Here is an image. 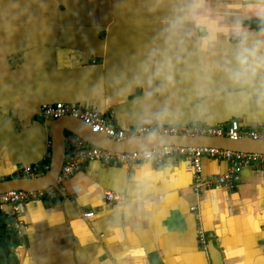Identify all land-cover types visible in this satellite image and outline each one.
<instances>
[{"label":"crops","instance_id":"crops-1","mask_svg":"<svg viewBox=\"0 0 264 264\" xmlns=\"http://www.w3.org/2000/svg\"><path fill=\"white\" fill-rule=\"evenodd\" d=\"M249 2L207 0V8L220 26L239 20L256 32L260 24L246 11ZM171 3L0 0V177L24 166L34 178L47 173L50 121L40 110L60 102L97 109L123 130L230 120L264 126V112L212 104L199 114L187 105L165 122L150 117V85L136 76L161 43ZM220 39L227 44L226 33ZM228 168L226 161L204 158L201 175ZM192 175L184 159L160 168L87 162L21 205L19 232L0 216V264H213L209 242L222 264H264V171L242 168L234 188H195ZM107 192L121 199L108 203ZM88 211L94 216L83 218ZM199 225L205 245L197 239Z\"/></svg>","mask_w":264,"mask_h":264},{"label":"clouds","instance_id":"clouds-1","mask_svg":"<svg viewBox=\"0 0 264 264\" xmlns=\"http://www.w3.org/2000/svg\"><path fill=\"white\" fill-rule=\"evenodd\" d=\"M246 11L259 21L258 31L239 20L220 26L209 15L207 0H172L161 43L149 51L136 76L150 85L146 104L155 108L152 119L180 117L187 105L196 114L207 113L210 104L264 112V0H250Z\"/></svg>","mask_w":264,"mask_h":264},{"label":"built area","instance_id":"built-area-1","mask_svg":"<svg viewBox=\"0 0 264 264\" xmlns=\"http://www.w3.org/2000/svg\"><path fill=\"white\" fill-rule=\"evenodd\" d=\"M48 121L61 117H70L82 123L92 133L114 142H124L149 135L189 136L227 138L233 141L249 140L264 141V126L248 128L241 126L237 120H230L226 124L193 123L182 126H153L140 125L127 130L119 129L99 110L83 104L56 103L47 105L40 110ZM65 157L58 180L67 178L87 162L98 161L105 165H150L155 168L163 167L170 161L188 160L193 170L192 183L195 188L226 187L234 188L240 181V170L252 168L264 171V154L231 152L213 148H192L180 146H159L140 149L125 153L106 151L66 132ZM64 139V140H65ZM204 158L223 160L228 162L227 172L221 175L202 178V160ZM35 171L29 167L17 168L9 178L0 177V182L14 179H33ZM57 180V181H58ZM49 190L46 189V191ZM43 191L7 190L0 193V216L11 220L13 228L19 232L24 226L21 219V205L43 195ZM51 192V191H50ZM54 195V194H53ZM121 198L112 192L105 193V201L117 202ZM91 211L83 212L85 219L92 218ZM199 244L205 245V234L202 227H197Z\"/></svg>","mask_w":264,"mask_h":264},{"label":"water","instance_id":"water-1","mask_svg":"<svg viewBox=\"0 0 264 264\" xmlns=\"http://www.w3.org/2000/svg\"><path fill=\"white\" fill-rule=\"evenodd\" d=\"M51 133V159L47 173L40 178L14 179L0 182V193L7 190L43 191L56 186L60 170L64 163V133L71 132L86 142L110 152L125 153L159 146H180L192 148H213L231 152L264 154V141H233L227 138L189 137L149 135L114 142L92 133L79 121L70 117H61L49 122ZM209 254L213 264H222L218 252L209 242Z\"/></svg>","mask_w":264,"mask_h":264}]
</instances>
